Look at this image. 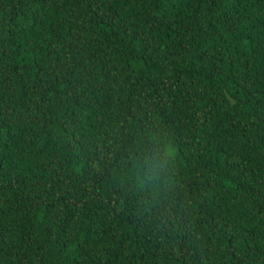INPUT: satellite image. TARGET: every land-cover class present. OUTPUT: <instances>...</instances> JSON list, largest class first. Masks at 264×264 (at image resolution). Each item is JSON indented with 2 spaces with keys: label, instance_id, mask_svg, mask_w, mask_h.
I'll return each mask as SVG.
<instances>
[{
  "label": "trees",
  "instance_id": "1",
  "mask_svg": "<svg viewBox=\"0 0 264 264\" xmlns=\"http://www.w3.org/2000/svg\"><path fill=\"white\" fill-rule=\"evenodd\" d=\"M0 264H264V0H0Z\"/></svg>",
  "mask_w": 264,
  "mask_h": 264
}]
</instances>
